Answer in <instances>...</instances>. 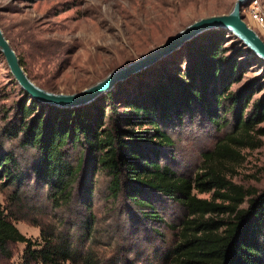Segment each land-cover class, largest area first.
Returning a JSON list of instances; mask_svg holds the SVG:
<instances>
[{
  "label": "trees",
  "instance_id": "16d2710c",
  "mask_svg": "<svg viewBox=\"0 0 264 264\" xmlns=\"http://www.w3.org/2000/svg\"><path fill=\"white\" fill-rule=\"evenodd\" d=\"M227 38L223 30L201 33L158 66L84 106H47L22 92L19 122L5 135L19 149L32 150L34 159L27 176L13 151L0 145V188L12 187L17 201L21 188L28 193L39 188L48 209L67 215L54 214L53 222H35L39 237L32 241L18 232L0 205V256L9 259V246L23 244L21 264H104L95 247L92 213V177L100 171L109 177L111 200L123 196L142 210L146 221L162 222L143 198L148 193L184 209L179 224L168 226L176 241L164 254L166 264H264V188L244 189L228 180L222 169L225 160L239 158L234 148L260 144L250 132L264 122V93L249 104L263 90L264 75L231 92V85L244 74L238 60L246 52L238 48L227 53ZM19 62L22 66L20 58ZM119 105L123 110L117 113ZM193 110L202 113L216 131L230 123L232 129L210 151L200 154L192 176L183 177L161 163V154L173 147L171 132ZM75 146L90 157L86 183H82L83 158L71 157ZM29 182L33 183L30 188ZM209 192L208 200L196 197ZM77 195L79 208L72 212Z\"/></svg>",
  "mask_w": 264,
  "mask_h": 264
},
{
  "label": "rangeland",
  "instance_id": "374dc122",
  "mask_svg": "<svg viewBox=\"0 0 264 264\" xmlns=\"http://www.w3.org/2000/svg\"><path fill=\"white\" fill-rule=\"evenodd\" d=\"M234 1L0 0V30L21 59L27 77L37 87L49 93L73 94L109 73L125 68L192 22L227 14ZM253 2L264 16V0H247L240 9L241 21L264 44V26L258 27L248 17V8ZM228 36L227 53L238 48L246 52L238 60L243 65L244 74L230 87V91L235 92L249 80L264 75V61L248 51L237 38L229 33ZM168 56L147 69L158 66ZM176 65L180 69L183 67L179 62ZM263 93L264 88L255 93L249 106ZM21 98L22 91L0 55V145L13 151L23 173L28 176L33 151L19 149L15 141H8L5 135V130L19 122ZM122 110L121 105L116 108L117 113ZM190 116L181 127L171 132L173 147L162 150L161 154V163L168 164L176 175L183 177L192 176L200 164V154L210 151L232 129L230 123L219 131L214 130L198 110H193ZM253 129L250 135L260 144L255 148H234L239 158L225 160L222 169L234 184L260 191L264 188V122ZM257 129L263 133L254 134ZM71 157L73 160L83 158L82 183H86L90 157L78 146L71 151ZM92 180L95 247L104 264H166L164 254L176 241L168 226L179 224L185 216L184 209L162 196L145 194L143 198L162 220L161 223H152L144 220L140 215L142 210L127 203L123 196L111 200L107 191L109 177L105 173L95 172ZM28 186L32 187L33 183L29 182ZM18 193L21 194L19 201L13 198L12 187H1V209L18 232L32 241H38L39 237L35 222H53L54 214L67 215L66 211L55 213L48 209L40 199L39 188L28 193L23 187ZM210 196L211 192L196 194L197 198L207 200ZM78 200L77 195L72 212L78 210ZM240 207L244 208L245 204ZM41 211L44 214L37 215ZM23 249V244L10 245L11 257L4 259L0 256V264H21Z\"/></svg>",
  "mask_w": 264,
  "mask_h": 264
},
{
  "label": "water",
  "instance_id": "95a60500",
  "mask_svg": "<svg viewBox=\"0 0 264 264\" xmlns=\"http://www.w3.org/2000/svg\"><path fill=\"white\" fill-rule=\"evenodd\" d=\"M247 0H235L227 14L201 18L187 25L164 43L156 46L123 69L113 71L93 85L73 94L49 93L37 87L26 75L19 58L9 45L0 30V55L6 67L18 85L19 89L37 103L57 108H76L87 105L99 96L114 90L119 82H123L182 48L197 35L212 31L223 30L237 38L241 44L256 57L264 61V44L258 36L241 21L240 9Z\"/></svg>",
  "mask_w": 264,
  "mask_h": 264
},
{
  "label": "built area",
  "instance_id": "2783aa9c",
  "mask_svg": "<svg viewBox=\"0 0 264 264\" xmlns=\"http://www.w3.org/2000/svg\"><path fill=\"white\" fill-rule=\"evenodd\" d=\"M248 17L250 21L258 27L264 26V16L255 2H253L248 8Z\"/></svg>",
  "mask_w": 264,
  "mask_h": 264
}]
</instances>
